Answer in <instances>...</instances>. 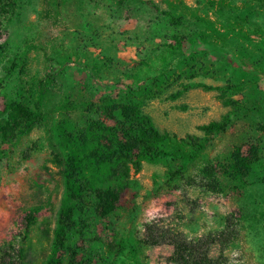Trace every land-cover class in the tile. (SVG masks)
Masks as SVG:
<instances>
[{
    "label": "rangeland",
    "instance_id": "374dc122",
    "mask_svg": "<svg viewBox=\"0 0 264 264\" xmlns=\"http://www.w3.org/2000/svg\"><path fill=\"white\" fill-rule=\"evenodd\" d=\"M217 1L20 0L17 16L1 22L0 44L9 49L0 62V80L4 66L21 60L19 75L0 89V110L17 88L32 100L38 86L43 122L17 144L0 145V264H44L48 257L65 193L50 147L63 100L81 107L135 98L145 103L142 111L158 130L201 137L198 127L229 111L218 93L192 89L175 101L169 97L183 84L217 87L228 81L246 82L234 98L251 102L232 118L230 129L215 136L181 178H169L165 163L143 162L139 172L131 171L113 214L100 219L87 208L77 224L81 236L74 234L69 244L81 247L77 259L91 264H169L170 247L145 245V225L156 222L195 240L221 231L233 215L239 216L238 235L224 249L226 264H264V184L249 180L236 189L223 182L220 191L208 192L191 182L201 166L221 161L249 138L260 140L264 159V134L255 131L264 125V76L250 79L257 84L253 90L234 70L242 63L252 73L251 40L258 39V29L264 31V7H247L250 0H226V6ZM230 14L246 19L243 30L249 40L225 29ZM208 27L223 40H202ZM80 64L91 67L93 76ZM51 67L58 71L47 84ZM192 73L196 78L188 81ZM149 91L162 95L148 99ZM34 209L35 225L26 232L24 218Z\"/></svg>",
    "mask_w": 264,
    "mask_h": 264
},
{
    "label": "trees",
    "instance_id": "16d2710c",
    "mask_svg": "<svg viewBox=\"0 0 264 264\" xmlns=\"http://www.w3.org/2000/svg\"><path fill=\"white\" fill-rule=\"evenodd\" d=\"M217 2L221 6L227 5L226 0ZM253 5L264 7V0H250L247 7ZM20 6V0H0V24L17 16ZM166 16L168 19L173 18L171 15ZM178 23L177 20L173 25L178 26ZM245 23L246 19L241 15L230 14L225 29L233 37L249 40L243 30ZM207 29L206 34L199 36L202 40H223L222 34H212L210 28ZM256 33L258 39L251 40L252 54L248 58L252 73H247L241 62L234 69L247 78L253 90L257 84L250 79L264 76V31L258 29ZM8 49L7 43L0 44V62L6 58ZM20 60L18 57L2 68L4 74L0 89L4 88L8 80L19 75ZM79 66L90 77L93 76L91 67L86 64ZM57 71L56 67L49 68L45 76L47 84L54 82ZM205 73L201 72L203 75ZM195 74L186 76V79L192 81L196 78ZM243 83L246 82L228 81L217 87L203 83L183 84L181 91L169 97L175 101L192 89L218 93L219 102L229 111L218 120L198 127L201 137L189 134L177 137L158 130L150 116L142 111L145 103L135 98H108L101 104L81 107L75 106L71 100H63L57 106L60 119L53 127L54 142H50V147L52 160L60 169L64 181L65 193L44 264H91L89 261H79L77 256L83 249L69 244L74 234H81L77 225L79 215L89 207L97 218L105 219L112 215L129 187L131 171L139 172L143 162L165 163L169 166V178H181L199 160L212 139L226 133L232 125V118L251 104L249 98L243 102L234 98L242 93L246 85ZM33 93L34 98L31 100L19 94L17 88L13 95L6 97L0 110V145H15L23 136L41 126L43 95L38 86H35ZM161 95V92L147 93L148 99H156ZM255 131L264 134V125L258 124ZM2 155L0 152V161ZM249 180L264 184V159L260 140L256 138H249L244 146L234 147L221 161L201 166L191 182L199 189L217 192L221 190L223 182L242 189ZM37 212L34 209L25 216L26 232L35 225ZM238 226L239 216L230 215L226 217L221 231L193 240L152 222L144 227V243L149 247H170L169 264H226L223 252L236 240L238 234L235 228ZM216 248L218 252H215Z\"/></svg>",
    "mask_w": 264,
    "mask_h": 264
}]
</instances>
